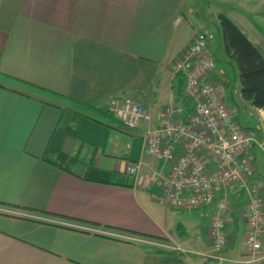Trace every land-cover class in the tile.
<instances>
[{
	"label": "crops",
	"instance_id": "obj_1",
	"mask_svg": "<svg viewBox=\"0 0 264 264\" xmlns=\"http://www.w3.org/2000/svg\"><path fill=\"white\" fill-rule=\"evenodd\" d=\"M245 2L248 6L233 2L238 16L232 18L247 35L245 30L258 35L259 28L248 23L262 20L264 26V9H258L259 0ZM206 6L207 0H0V264L175 260L170 256L176 250L152 241L191 245L192 251L184 252L187 261L189 253L207 256L211 251L210 219L202 237L194 239L182 222L174 232L173 214L180 212L163 205L155 189L136 185L126 171L140 158L145 172L160 165L155 156L142 154V144L143 133L159 123L164 107L180 103L184 113L192 110L193 101L174 91V62L203 27ZM248 11L249 22L241 16ZM217 46L213 53L226 55L223 45ZM226 62L238 71L228 57ZM212 77L228 105L236 104L237 122L258 142L245 152L257 179L240 181L239 190L231 186L216 192L227 193L230 200L225 214L230 248L222 250L223 256L234 249L240 226L245 237L248 183L264 184L259 168L264 161V108L242 97L240 76L238 90L231 87L224 67L217 66ZM125 97L142 104L151 119L128 130L109 111L112 99ZM101 126L107 133H97ZM98 171L119 178L108 182ZM130 182L132 186L121 184ZM243 188L249 196L242 216L234 203ZM140 236L150 242H140ZM249 259L242 244L239 254L204 262L264 264V258ZM178 260L171 264H183Z\"/></svg>",
	"mask_w": 264,
	"mask_h": 264
},
{
	"label": "built area",
	"instance_id": "obj_2",
	"mask_svg": "<svg viewBox=\"0 0 264 264\" xmlns=\"http://www.w3.org/2000/svg\"><path fill=\"white\" fill-rule=\"evenodd\" d=\"M208 40L206 32H197L174 62L176 74L186 78L182 99L193 101L192 110L184 113L180 103H170L158 114L159 123L143 133L142 154L155 156L160 165L150 172L142 171L144 162L140 158L131 162L127 172L135 176L137 185L155 189L158 200L166 206L192 209L213 205L209 222L212 249L207 255L222 259L220 251L229 241L225 213L230 200L227 193L216 192L231 186L239 190L240 181L243 183L242 180L255 174V164L245 152L258 142L237 122L220 83L212 77L217 65ZM111 105L115 115L128 127H137L151 119L148 110L131 98L113 100ZM261 145L264 158V142ZM216 163L218 167L214 166ZM248 191L251 195L244 251L252 262L264 257V202L257 184ZM140 237L136 239L150 242Z\"/></svg>",
	"mask_w": 264,
	"mask_h": 264
},
{
	"label": "rangeland",
	"instance_id": "obj_3",
	"mask_svg": "<svg viewBox=\"0 0 264 264\" xmlns=\"http://www.w3.org/2000/svg\"><path fill=\"white\" fill-rule=\"evenodd\" d=\"M245 1H248V0H207V6H206V9H205V11H206V13H205V16H204V20H203V27L202 28H198L200 31H204V32H208V34H209V48H210V52L212 53V52H214L215 50H216V46L218 45L219 46V33H218V30L216 29V27H215V25H214V22L215 21H217L218 19H217V14H218V12H223V13H225V14H227V16L229 17V18H232L233 16H238V14H234L233 13V10H235L236 8L238 9V7H234L233 6V2H236V3H241V2H244L243 4H244V6H248V4L245 2ZM259 2L261 3V7L260 8H258L259 10H261V9H264V0H259ZM258 2V3H259ZM242 5V4H241ZM245 8H247V7H245ZM244 8V9H245ZM246 10V9H245ZM250 13H249V11H248V14L247 13H243V15L241 14V16H243V18H246V19H248V22L251 20L250 19ZM253 18H255V19H258L257 17H254L253 16ZM206 19V20H205ZM260 19V18H259ZM258 22L256 23V22H252V20H251V23H248L249 24V26L251 25L253 28L255 27V26H257L259 29H257V31H258V35H253V33L251 32V30H245L247 33H248V35H250L252 38H255V43H256V45L259 47V49L261 50V52H263L264 53V26L261 24L262 23V20H257ZM264 23V22H263ZM192 33H194V30L193 31H191V33L187 36V38H189L190 37V35L192 34ZM217 46V47H218ZM219 49V48H218ZM219 57H221L222 58V60H220V61H217V62H215L216 63V65L217 66H222V67H224L225 68V70H226V73H229L230 74V76H231V79H232V83H231V87L234 89V87L236 88V90H238V83H239V76H238V71L236 70V71H234L233 70V66L230 64V63H227L226 62V58L224 59V56L222 55V54H219ZM183 79H184V81H183V83L181 84V86H182V89L184 90L185 89V86H186V78H184L183 77ZM238 79V80H237ZM178 80V79H177ZM237 80V81H236ZM236 81V82H235ZM175 84L177 85V86H179V84H178V82L177 81H175ZM223 91V90H222ZM234 92H235V90H234ZM224 95V97H225V94H223ZM234 96H237V97H239V95L238 94H234ZM50 99H52L53 101H56V102H59L60 101V99L59 100H57L55 97H53V96H50L49 97ZM126 98H131L132 99V97H125V98H119L118 99V102H120V101H123L124 99H126ZM225 99V98H224ZM115 100V99H114ZM134 100V99H133ZM113 101V99L110 101V103H109V111L111 112V113H113L112 115H114V116H116L115 115V113H114V111L112 110V106L113 105H111V102ZM137 102V101H136ZM231 108H232V110L233 111H235L237 114H238V111H237V106H236V104L234 103V104H231V105H229ZM117 117V116H116ZM119 117H117V119H118ZM120 119V118H119ZM106 121H108V120H105V122ZM105 122H103V123H105ZM109 122V121H108ZM122 122V121H121ZM98 123V122H97ZM123 123V122H122ZM100 124V123H99ZM101 125H103V124H101ZM123 125H125L124 123H123ZM104 126V125H103ZM126 126V128L128 129V130H130L129 128H131V127H128L127 125H125ZM133 128V127H132ZM80 129V128H79ZM97 129V133H107V131L105 130V129H103L102 128V126H101V128H96ZM95 129V130H96ZM94 129H91V131L92 132H94L95 131ZM100 151H103V150H100ZM132 161H136V160H132ZM131 161V162H132ZM131 162L129 163V165L131 164ZM128 165V166H129ZM259 168L260 169H263V171H264V161H261L260 162V165H259ZM127 171V170H126ZM142 171H143V169H142ZM128 173V172H127ZM129 174V173H128ZM256 174V173H255ZM254 174V175H255ZM131 175V174H130ZM133 175V174H132ZM131 175V176H132ZM252 176V177H249V179L250 180H256L257 178L255 177V176ZM134 176V175H133ZM261 178V177H260ZM259 178V179H260ZM112 179H118V178H112ZM248 179V180H249ZM134 183L137 185V183L135 182V176H134ZM262 181H264V180H262ZM257 183V185H258V188H259V192H260V196L262 197V199H263V202H264V190H263V187H264V184L263 183H259V182H251L250 181V183H248V185H249V188L250 187H252L253 185H255ZM248 188V189H249ZM244 189V193L242 194V195H237V197H236V199H235V206H239L240 208H242L241 209V215L243 216L244 214H243V212H244V209H246V205H247V199H248V196H249V193L247 192V190H245V188H243ZM164 205V204H163ZM169 207V206H168ZM213 208H214V206L213 205H208V206H199V207H197L196 209H187V208H180V209H175V210H177L178 212H180L179 214H176V215H174L173 214V216H174V220L176 221V223L172 226V230H174V232H176L177 230H176V228L178 227V225L179 224H181V222L183 223V227H187L190 231H189V234H191V235H193V237H194V239H196L198 236L199 237H202V235L204 236V234H206V232H205V225H207L206 223H208V220L209 219H211V215H212V211H213ZM173 209V208H172ZM201 210L203 211V213H201ZM226 214V213H225ZM245 218V217H244ZM244 218H243V221H244ZM57 223H61L63 220L62 219H56L55 220ZM65 221V220H64ZM63 221V222H64ZM68 224V223H67ZM69 226V225H68ZM85 229H89V230H93V228L92 227H89V228H85ZM207 231V230H206ZM244 236V230H243V228L240 226L239 227V231H238V236H237V238H238V240H237V242H236V244H235V247H234V249H232V250H226L224 253L226 254H224L223 253V256H224V258H229V256H234L235 254H239L240 253V249L242 248V244H244L245 245V237H243ZM228 238H229V236H228ZM162 240H164V239H162ZM209 240H210V238H209ZM211 241V240H210ZM164 243V244H160V243ZM229 242V241H228ZM176 246H179L180 247V249H185L186 250V252H188V250L189 251H192L190 248V246L191 245H184V244H182L181 246L179 245V244H176V243H174ZM156 245H159V246H161V247H163V248H165V249H167V250H170L171 249V247H169L170 245L168 244V242H166V241H159V244H156ZM228 245V246H227ZM226 246H227V248L226 249H229L230 247H229V243L227 244ZM212 246V245H211ZM225 246V247H226ZM179 247H175V248H173V250H176V253L175 254H173L174 255V257L173 256H170L171 258H175V260H173V261H171V262H175V261H177L178 259H180V261L179 262H182L183 264H192V263H198L201 259H203V262L205 261L206 262V259H208L207 257L208 256H206V253L205 254H203L204 256H201L200 254H198V255H196V254H192V253H189V255H192L191 256V261H187L186 259H185V256H184V252L185 251H183V250H179L178 248ZM224 247V248H225ZM229 247V248H228ZM223 248V249H224ZM222 249V250H223ZM220 251V252H223V251ZM229 251V252H228ZM170 257H168V258H170ZM264 257H262L261 259H263ZM171 262H168L169 264H171Z\"/></svg>",
	"mask_w": 264,
	"mask_h": 264
},
{
	"label": "trees",
	"instance_id": "obj_4",
	"mask_svg": "<svg viewBox=\"0 0 264 264\" xmlns=\"http://www.w3.org/2000/svg\"><path fill=\"white\" fill-rule=\"evenodd\" d=\"M220 41L223 45L224 52L228 59L237 65L239 76L241 79V93L244 99L251 101V103L260 108H264V53L261 52L255 42L251 41L243 29H240L233 18H229L227 14L218 12L217 14ZM208 34V32H206ZM209 38V34H208ZM209 42V40H208ZM214 56L215 62L218 61L219 55L211 53ZM224 55V54H223ZM225 56V58H227ZM183 74H177V82L173 86L174 91L177 92V97L183 96L184 90L181 84L183 83ZM100 175L105 176L108 182L112 178H119L117 175L104 173L98 171ZM127 186H132L133 182L128 184L121 183ZM210 261L217 260L216 258L207 257ZM203 264H206L205 262Z\"/></svg>",
	"mask_w": 264,
	"mask_h": 264
}]
</instances>
